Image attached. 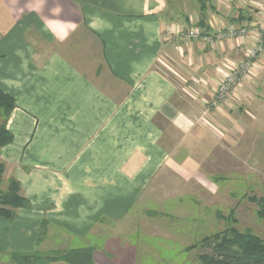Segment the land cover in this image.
I'll return each instance as SVG.
<instances>
[{"label": "crops", "instance_id": "obj_1", "mask_svg": "<svg viewBox=\"0 0 264 264\" xmlns=\"http://www.w3.org/2000/svg\"><path fill=\"white\" fill-rule=\"evenodd\" d=\"M244 26L247 39L224 34ZM263 27L264 0H0V88L17 105L0 159L29 202L0 219V254L91 248L93 264H139L142 228L173 236L147 209L166 203L155 188L196 198L215 152L241 135L252 152L264 53L246 66Z\"/></svg>", "mask_w": 264, "mask_h": 264}, {"label": "rangeland", "instance_id": "obj_2", "mask_svg": "<svg viewBox=\"0 0 264 264\" xmlns=\"http://www.w3.org/2000/svg\"><path fill=\"white\" fill-rule=\"evenodd\" d=\"M256 116L255 114L254 117ZM256 118L258 119L253 125L258 130L252 134L251 154L244 153L243 142L245 140L243 141L242 135L237 141L238 144L234 153L227 149L224 151L220 149L215 152L212 155L214 157L208 159V162H214L213 167L210 169L211 164L204 167L203 179L205 188L197 189L196 193L199 196L197 195L194 198L195 194L193 192L195 191L193 190L195 188L185 187L182 188L181 195L177 197L178 200H172V194H169L170 189L164 188L166 194L158 192L162 186L168 184V181H165L159 188H155L157 197H163L158 199L154 196V199L160 202L165 198L164 202L166 203L161 205L150 204L147 209H149L148 207H153L151 209L163 212L162 214L165 215L163 220L166 222V224H163L165 231L169 227L176 228V230L175 234H172L173 236L166 237L165 232L163 234L158 232L160 229L156 227L159 224H155L154 227L142 228L143 232L146 229L150 231L149 237L143 240L151 245V252L139 253L142 260L139 264H162L159 263L160 260L164 264H200L199 258L202 252L199 242H201V237L206 238L227 229L229 225L218 218V214L227 217L232 209H235V217L238 220L236 228L239 231H251L264 240V221L258 216L260 208L257 204L250 201L252 196L264 198V112ZM205 160H207V157ZM178 203L180 205H177ZM190 218H193L192 221L188 220ZM195 219L198 220L196 221ZM126 222L128 224L126 230L131 231L133 229V234L136 228H139L142 224L139 219L133 216L131 220ZM195 223L199 224L198 232L194 236L188 235L187 230H194ZM111 228H114V226L109 227V229ZM113 234L115 235V232L112 230L106 236L110 238ZM126 239L132 240V237L129 236ZM133 239L137 240L139 238L135 237ZM185 244L186 246H184ZM77 246L80 245L78 241H75V245L71 248ZM144 257H154L157 261L152 258L147 261ZM0 264L16 263L0 254Z\"/></svg>", "mask_w": 264, "mask_h": 264}, {"label": "trees", "instance_id": "obj_3", "mask_svg": "<svg viewBox=\"0 0 264 264\" xmlns=\"http://www.w3.org/2000/svg\"><path fill=\"white\" fill-rule=\"evenodd\" d=\"M16 107L15 98L0 88V149L14 140L13 134L7 130V122ZM6 169V164L0 159V219L14 221L17 210L28 207L29 202L22 195L21 185L15 178L5 179ZM250 201L258 205V216L264 221V198L252 196ZM218 218L229 227L199 242L202 252L199 263L264 264V240L251 231L241 232L236 228L238 220L235 209L227 217L218 214ZM93 255V249L86 248L62 253L14 252L10 257L16 264H51L60 261L67 264H93Z\"/></svg>", "mask_w": 264, "mask_h": 264}, {"label": "built area", "instance_id": "obj_4", "mask_svg": "<svg viewBox=\"0 0 264 264\" xmlns=\"http://www.w3.org/2000/svg\"><path fill=\"white\" fill-rule=\"evenodd\" d=\"M230 38L237 37L240 40L247 39L253 34V30L249 26H244L241 28H229L226 33ZM224 34H220L218 39H223ZM199 35L198 30H192L187 33V38H196ZM264 53V27L262 30L257 34V41L248 51V63L246 68H250L254 62ZM232 71H237L236 68H232ZM236 73L229 77L228 84H233L236 82ZM227 86L222 88V93L226 92ZM221 93V92H220Z\"/></svg>", "mask_w": 264, "mask_h": 264}]
</instances>
